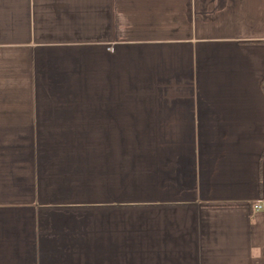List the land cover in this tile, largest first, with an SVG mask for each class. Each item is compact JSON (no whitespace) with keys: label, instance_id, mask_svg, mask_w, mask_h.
<instances>
[{"label":"crops","instance_id":"crops-1","mask_svg":"<svg viewBox=\"0 0 264 264\" xmlns=\"http://www.w3.org/2000/svg\"><path fill=\"white\" fill-rule=\"evenodd\" d=\"M264 0H0V264H264Z\"/></svg>","mask_w":264,"mask_h":264},{"label":"built area","instance_id":"built-area-1","mask_svg":"<svg viewBox=\"0 0 264 264\" xmlns=\"http://www.w3.org/2000/svg\"><path fill=\"white\" fill-rule=\"evenodd\" d=\"M255 211H264V201L253 206Z\"/></svg>","mask_w":264,"mask_h":264}]
</instances>
